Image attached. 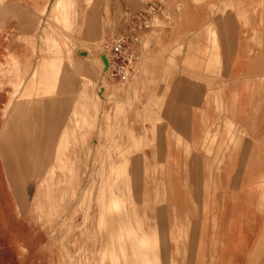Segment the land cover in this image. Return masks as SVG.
<instances>
[{"label":"crops","instance_id":"obj_1","mask_svg":"<svg viewBox=\"0 0 264 264\" xmlns=\"http://www.w3.org/2000/svg\"><path fill=\"white\" fill-rule=\"evenodd\" d=\"M39 1L47 13L59 0ZM75 5L78 40L101 37L102 55L105 43L137 31L135 60L126 80L91 84L86 48L60 51L58 36H45L61 61L38 59L30 40L45 12H33L30 30L24 14L0 9V68L9 69L13 49L7 63L19 87L12 98L5 75L0 83L3 211L23 213V190L33 184L36 218L45 203V217L65 215L73 261L75 240L89 264L260 261L264 244L257 258L252 251L264 230V0ZM9 111L17 126H2ZM110 199H122L114 220Z\"/></svg>","mask_w":264,"mask_h":264},{"label":"rangeland","instance_id":"obj_2","mask_svg":"<svg viewBox=\"0 0 264 264\" xmlns=\"http://www.w3.org/2000/svg\"><path fill=\"white\" fill-rule=\"evenodd\" d=\"M61 1L58 7L56 6V4L54 8L53 4L50 5L47 10V13V6H41L39 4V0H0V9L2 11V15L12 14L14 16H18L20 14H24L25 17L28 19V26L30 27V30L34 11H39L40 14L42 12H45L47 14L48 18H43L41 24L39 25L36 36L30 40L31 44L35 46L38 45V59L40 61H49L53 56V53H51V49L46 46L48 45L50 47H54L56 45L54 41L52 42V39L48 40L49 38H45V36L47 37L50 35H56L58 36V39L60 38L58 43V48L60 49V51L62 49L70 51L71 45L78 49L86 48L90 59L94 58L97 54L99 55L101 52V37L97 38L96 41L93 42L95 45H93L91 42H88L85 38L78 40L76 32L78 31V29H81L80 26H78L77 23L74 21V17L70 16V12L72 13V10L74 9L76 11L74 12L77 13L78 5L72 6V0ZM66 1H70V4H67L68 2L65 3ZM68 5H71L72 7L69 8ZM66 9L69 10L67 11ZM104 24L109 27L115 25V23L112 22H105ZM45 29H49L51 32L46 33ZM113 32L114 31H111V33ZM96 36H98V33H96ZM93 38H95V36H93ZM61 39L62 41L64 40V42L67 44V47L65 45L63 46V42L61 41ZM11 50H8V52L5 54V66H8L9 69H7L6 71H2V69L0 68V83L5 75V77L8 78V82L12 85V97L15 95L16 89L19 87L14 85V83L16 82V77L14 73L11 72V68L7 63L9 58V51ZM60 56L58 54L59 60L56 56H54L52 59L54 61L60 62L62 57ZM89 58H87V60ZM100 59L97 58L94 62V65L98 67V70H96V79H93L90 82L91 84L96 83V81H98L97 79H99L100 77L105 78V80H111L107 77L106 71L103 70V61L102 59ZM25 73L26 71H23L21 79L26 77ZM24 94L25 92H23V96H25ZM8 105L9 103L7 104V106ZM10 112L11 111L5 113V120H3L2 122V126L7 127L18 125V122L20 120V118L18 117V113L10 117ZM21 176L22 175H17L19 180L21 179ZM17 185H19V182ZM21 185H23V182ZM261 186H264V182L261 183ZM27 193L23 190L21 201L22 205H24L22 207V210H24L23 213H20L21 215L17 214L16 212L11 213L10 211H3L2 205L0 206V264H89V262L86 261V258L83 255L85 250H82V247L78 249L77 245H75V242L77 240L73 242L72 247L74 251L76 248V258L80 257V259H78L77 261L69 260L67 251H64V248L67 249V230L65 229L66 219L63 220L62 216L65 217V215H54V221L51 220V217L46 216V218H44L45 215H43L41 211L46 209L47 203H45L43 205V209L40 204L39 207H37L38 217L36 218V214L34 212L35 200L34 197H31L33 195V184L30 186L29 189H27ZM43 200L45 202V197L43 198ZM257 207L264 213V190L262 192L260 201L257 203ZM48 209H50V207ZM62 220L64 222H62ZM60 223L63 225H61ZM52 224H54L55 227L58 228V232L55 233L53 236H50V226ZM58 225L61 226L59 227ZM255 231H252V233H255ZM263 244L264 230H261L257 239V244L252 251L253 258L258 257V254L262 251ZM236 264L241 263L236 262ZM250 264H264V256L260 261H251Z\"/></svg>","mask_w":264,"mask_h":264},{"label":"built area","instance_id":"obj_3","mask_svg":"<svg viewBox=\"0 0 264 264\" xmlns=\"http://www.w3.org/2000/svg\"><path fill=\"white\" fill-rule=\"evenodd\" d=\"M140 41V35L131 32L114 38L103 45V53L106 59V75L110 79L126 80L128 70L135 60L133 46ZM101 55V56H102Z\"/></svg>","mask_w":264,"mask_h":264},{"label":"bare ground","instance_id":"obj_4","mask_svg":"<svg viewBox=\"0 0 264 264\" xmlns=\"http://www.w3.org/2000/svg\"><path fill=\"white\" fill-rule=\"evenodd\" d=\"M60 1H61V0H59L58 3H56V6H57V7H58V5L60 4ZM80 1H81V0H80ZM90 1H91V0H85V7H84V8H87V6L89 5ZM61 2H62V1H61ZM67 2H68V3H67ZM69 2H70V1H66L65 3L70 4ZM71 3L73 4V0L71 1ZM74 3H75V2H74ZM77 3H78V2H77ZM61 5H62V4H61ZM65 5H66V4H65ZM65 5H64V6H65ZM64 6H63V7H64ZM68 6H69V5H68ZM54 10H55V9H54ZM61 10H62V9H61ZM66 10H67V9H66ZM67 11H68V10H67ZM49 18H51V17H49ZM82 18H83V17H82ZM80 23H81V22H80ZM94 24H95V23H94ZM94 26H95V25H94ZM53 28H54V27H53ZM82 28H83V26L81 25V26H80V29H82ZM36 29H37V28H36ZM95 29H96V28H95ZM57 31H58V30H57ZM89 35H90V34H88V35H86V36H89ZM92 36H95V37H96V33H95L94 35H92ZM92 36H91V37H92ZM59 39H60V38H59ZM59 39H58V42H59ZM48 40H50V39H48ZM61 41H62V39H61ZM52 42H53V41H52ZM62 42H63V46L65 45V46L67 47V44L64 42V40H63ZM92 44L95 45L94 43H92ZM95 47H96V46H95ZM54 50H55V49H54ZM56 56H57V55H56ZM59 56H60V54H59ZM57 57H58V56H57ZM60 57H61V56H60ZM100 57H101V54H99V55L97 54L94 58H91V59L89 58L88 60H86L87 63H88L91 67L94 68V70H92V71L95 72V75L93 74L95 77H96V70H98V67H96V66L94 65V62L96 61L97 58L100 59ZM9 58L11 59V56H10ZM58 60H59V57H58ZM63 60H64V59H63ZM100 60H101V59H100ZM11 62H12V61H11ZM101 63H102V61H101ZM8 65H9V64H8ZM96 65H97V64H96ZM9 66H10V65H9ZM14 66H15V65H14ZM10 67H11V66H10ZM12 68H13V67H12ZM102 68H103L104 71L107 70V67L104 66V63L102 64ZM90 70H91V69H90ZM11 71H12V70H11ZM15 71H16V70H15ZM15 71H14V73H15ZM102 73H103V72H102ZM16 74H17V72H16ZM17 75H18V74H17ZM17 75H16V76H17ZM16 76H15V77H16ZM91 120H92V119H91ZM88 124H89V123H88ZM69 168H70V167H69ZM69 176H70V175H69ZM63 179H64V178H63ZM115 186H117V185H115ZM115 186H114V187H115ZM46 187H47V186H46ZM118 188H119V187H118ZM105 189H106V188H105ZM105 189H104V190H105ZM108 189H109V188H108ZM114 189H115V188H114ZM104 190H103V191H104ZM110 190H111V188L109 189L108 194H110ZM48 192H49V191H48ZM104 192H105V191H104ZM65 193H66V192H65ZM106 193H107V192H106ZM112 193H113V192H111V194H112ZM113 194H116V193H113ZM113 194H112V195H113ZM49 195H50V194H49ZM103 195H104V194H103ZM106 195H107V194H106ZM118 195H119V194H118ZM118 195H116V196H117L118 198H120ZM98 196H99V194H98ZM116 196H115V198H116ZM120 196H121V194H120ZM101 197H102V196H101ZM103 197H104V196H103ZM122 197H124V196H122ZM125 197H126V196H125ZM62 198H63V197H62ZM97 198H100V196L97 197ZM118 198H117V199H118ZM100 199H102V198H100ZM113 199H114V197H113ZM97 200H98V199H97ZM97 200H96V201H97ZM114 200H115V199H114ZM50 201H51V200H50ZM76 201H77V200H76ZM101 201H102V200H101ZM108 201L110 202L111 199L108 200ZM108 201H107V203H109ZM118 201L122 203V199L117 200V201H115V202H118ZM103 202H104V201H103ZM49 203H50V202H49ZM121 203H120V204H121ZM102 204H103V203H102ZM112 204H113V205H112ZM120 204L118 203V205H120ZM96 205H97V203H96ZM109 205H110V206H109ZM111 205H112L113 207H111ZM118 205H117L116 203H115V204L112 203V201L110 202V204L107 205V206H109V208L111 207L110 209L106 208V210L108 209L107 213H109V219H110V214H113V213H114V214L112 215V217H113V216L115 215V212H116L118 209H121V207L119 208ZM123 205H124V204H123ZM40 206H41V205H40ZM120 206H121V205H120ZM123 207H124V206H123ZM103 208H104V204H103ZM54 209H55V208H54ZM48 211H49V210H48ZM97 211H98V210H97ZM101 211H102V210H101ZM101 211H100V214H101ZM104 211H105V210H104ZM104 211H103V212H104ZM120 211H121V210H120ZM125 211H126V210H125ZM44 212H45V211H44ZM54 212H55V210H54ZM103 212H102V213H103ZM46 213H47V211H46ZM107 213H106V215H107ZM97 214H98V212H97ZM43 215H44V214H43ZM50 215H51V214H50ZM52 215H53V214H52ZM125 215H126V214H125ZM59 216H60V215H59ZM97 216H98V215H97ZM121 216H122V215H121ZM47 217H48V216H47ZM107 217H108V216H107ZM44 218H46V217L44 216ZM99 218H100V217H99ZM102 218H103V217H102ZM115 218H116V216H115ZM115 218L113 217V218H111V220H112V219L114 220ZM51 219H52V218H51ZM60 219H61V218H60ZM106 219H107V218H106ZM122 219H123V218H122ZM44 220H45V219H44ZM46 220H47V219H46ZM63 220H64V219H63ZM63 220H62V222H64ZM97 220H98V219H97ZM129 220H130V219H129ZM98 221H100V219H99ZM101 221H102V220H101ZM107 221H109V220H107ZM122 221H123V220H122ZM50 222H51V221H50ZM55 222H56V221H55ZM58 222H59V221H58ZM102 222H103V221H102ZM111 222H112V221H111ZM123 222H124V221H123ZM43 223H44V222H43ZM96 223H97V222H96ZM100 223H101V222H99V224H100ZM104 223H105V222H104ZM112 223H113V222H112ZM117 223H118V222H117ZM55 224H57V223H55ZM107 224H108V223H107ZM44 225H45V224H44ZM47 225H48V224H47ZM61 225H63V224H61ZM61 225H58V226L60 227ZM115 225H116V223H115ZM52 226H53V225H52ZM100 226H101V225H100ZM103 226H105V225H103ZM103 226H101V227H103ZM106 226H107V225H106ZM111 226H112V224H111ZM111 226H110V228H111ZM123 226H124V225H123ZM134 226H135V225H134ZM54 227H55V226H54ZM116 227H118V226H116ZM61 228H62V227H61ZM106 228H107V227H106ZM116 229H117V228H116ZM101 230H102V229H101ZM104 230H105V229H104ZM99 231H100V230H99ZM99 231H98V232H99ZM56 232H57V231H56ZM56 232H55V233H56ZM65 233H66V232H65ZM123 233H124V232H123ZM63 234H64V233H63ZM125 234H126V233H125ZM100 235H101V234H100ZM100 235H98V236H100ZM133 235H134V234H133ZM103 236H104V235H103ZM101 237H102V236H101ZM117 237H118V236H117ZM137 237H138V236H137ZM143 237H144V236H143ZM121 238H122V236H121ZM135 238H136V237H135ZM138 238H139V237H138ZM103 239H104V238H103ZM155 239H156V238H155ZM67 240H68V239H67ZM60 241H61V239H60ZM68 241H69V240H68ZM141 242H142V244L146 243V242H145V239H141ZM63 243H64V242H63ZM62 245H63V244H62ZM117 245H118V244H117ZM117 245H116L115 247H117ZM67 246H68V245H67ZM62 250H63V249H62ZM65 250H66V249L64 248V251H65ZM75 252H76V251H75ZM96 252H97V251H96ZM153 252H154V251H153ZM90 254H91V253H90ZM97 255H98V254H97ZM62 256H63V255H62ZM75 256H76V255H75ZM78 256H79V255H78ZM157 257H158V256H157ZM62 258H63V257H62ZM90 258H91V257H90ZM161 258H162V257H161ZM99 259H100V258H99ZM66 260H67V259H66ZM103 260H104V259H103ZM62 261H63V259H62ZM70 262H71V261H70ZM87 262H88V260H87ZM104 262H105V261H104ZM104 262L101 263V264H104ZM157 262H158V261H157ZM62 263H63V262H62ZM71 263H72V262H71ZM87 264H88V263H87Z\"/></svg>","mask_w":264,"mask_h":264},{"label":"water","instance_id":"obj_5","mask_svg":"<svg viewBox=\"0 0 264 264\" xmlns=\"http://www.w3.org/2000/svg\"><path fill=\"white\" fill-rule=\"evenodd\" d=\"M101 59H102L103 63L106 65L107 62H106L105 56L102 55Z\"/></svg>","mask_w":264,"mask_h":264}]
</instances>
